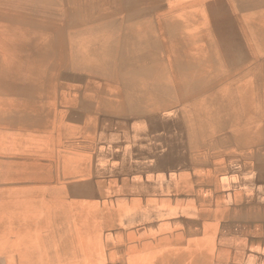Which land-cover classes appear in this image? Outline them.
<instances>
[{
    "label": "bare ground",
    "instance_id": "1",
    "mask_svg": "<svg viewBox=\"0 0 264 264\" xmlns=\"http://www.w3.org/2000/svg\"><path fill=\"white\" fill-rule=\"evenodd\" d=\"M0 92L5 262L264 264V0H0Z\"/></svg>",
    "mask_w": 264,
    "mask_h": 264
},
{
    "label": "rangeland",
    "instance_id": "2",
    "mask_svg": "<svg viewBox=\"0 0 264 264\" xmlns=\"http://www.w3.org/2000/svg\"><path fill=\"white\" fill-rule=\"evenodd\" d=\"M151 5L150 4H147V5H145V6H143V8H147V7H150ZM167 7V6H166ZM166 7H164V8H166ZM142 8V9H143ZM96 9V8H94V7H92V8H90L88 11H86L87 12V14L88 13H91L92 11H94V10ZM99 8H97L96 10H98ZM137 9V8H136ZM150 10V11H149ZM160 9H155V10H153V7L152 8H150V9H148V11H149V13L151 12V11H153L152 12V14L153 15H151V18H152V16H153V18L152 19H154V17L157 15L158 16V11H159ZM104 11V10H103ZM64 12H65V10H64ZM151 14V13H150ZM122 15V14H121ZM154 22V21H153ZM64 40H66V42H64V60H65V62H64V64L68 67V70H69V72H75V71H77V70H74V69H77V68H80L79 69V72H82V73H89V71H93V68L95 67V66H99V69L98 70H101V67H100V65H95L94 64V61L93 60H91V61H87V59L88 58H86L85 57V55H84V52L82 51V50H79V51H73V45L76 43V42H74V43H71V41H70V38H65ZM78 43V42H77ZM71 46V47H70ZM79 52V53H78ZM93 56V55H92ZM253 56V55H252ZM250 57V55H246L245 57H243L242 58V60L240 61V63L238 64V66L236 67V69L234 70V72L236 73V74H239V75H241V74H244V73H246V76H249V74L251 73V72H253L254 71V67L257 65V59L256 58H253V57ZM69 64V65H68ZM158 65H162V62H159L158 63ZM251 67V68H250ZM72 69V70H71ZM253 71H252V70ZM150 72H151V74H156V71H155V69H152V70H150ZM101 75V74H100ZM203 84V83H202ZM212 91L211 90H209L207 87L204 89V93H203V98H204V100H206V102H207V100H208V97H209V93H211ZM0 94H1V92H0ZM187 102V101H186ZM1 106V105H0ZM124 107H123V110L120 112V114H108V113H101L100 114V117H98V124H100V122H101V119L103 118V120H107V119H111V120H119V122H120V124L119 125H117V126H113V128L115 129V131H120V130H122V129H119V127H121V126H125V125H128L131 121H133L134 119H137V117H134L132 114H131V112H127V111H125V108L127 107V106H125V105H123ZM159 113H161V112H159ZM101 116H102V118H101ZM253 158H251V160H252ZM186 165H184V168H182V169H184L186 172H187V174H189V173H191V167L189 166V165H187V167H185ZM251 172H253V170H249V172H247V173H250L251 174ZM165 173H167V171H165ZM145 174V173H144ZM166 175V174H165ZM254 189H253V192H255V198L257 197L258 198V181H255L254 183ZM226 190V192H228L230 195H228V196H230V197H241L243 194L245 195L246 193V191L245 190H235L234 191V189H232L231 187H227V189H225ZM132 195H134V194H132ZM141 194H138V196H140ZM178 196H183L181 193H178L177 195H170L167 199H170L171 201H176V200H179V198H178ZM258 222V220L257 219H252V220H250L249 221V223H250V225H252L253 227L256 225V223ZM149 224H147L146 226H148ZM250 225H248L249 227H250ZM145 226V227H146ZM130 228H132V226H129ZM233 227H235L234 225H233ZM113 229V230H112ZM117 229H121V228H117V227H113V228H108V229H106V230H103L102 229V231L106 234L107 232H111L112 231V233L113 232H115ZM236 234H244V233H236ZM248 242V243H247ZM247 242H245L244 243V247H246L249 243H251L252 241H247ZM234 245H229V247L228 246H222L221 244H215V246H212L213 247V249L214 250H216L218 253H219V255L221 256V255H226V256H228L231 260H233V261H231V263L232 264H262V263H259V262H251L250 260H247V258H244V259H242L241 261H239V262H235L236 261V259L234 258V254H237V247L236 246H234ZM18 247V246H17ZM233 248H235V249H233ZM226 251H229L232 255H229V254H225V252ZM240 255L241 256H245V255H248V252H245L244 250H241L240 251ZM232 257V258H231ZM109 261H105V262H103L102 264H131V263H129V262H120V263H112V262H109ZM0 264H14V263H11V261L8 263V262H5V260L2 258V256L0 255ZM27 264H36V262H30V263H27Z\"/></svg>",
    "mask_w": 264,
    "mask_h": 264
},
{
    "label": "crops",
    "instance_id": "3",
    "mask_svg": "<svg viewBox=\"0 0 264 264\" xmlns=\"http://www.w3.org/2000/svg\"><path fill=\"white\" fill-rule=\"evenodd\" d=\"M169 174H170V173H169ZM169 174L166 173L165 177H167ZM233 249H235V248H233Z\"/></svg>",
    "mask_w": 264,
    "mask_h": 264
}]
</instances>
